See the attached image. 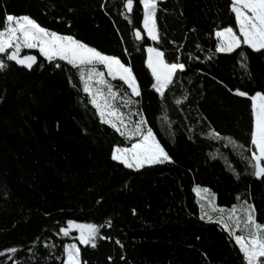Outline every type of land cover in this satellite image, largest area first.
<instances>
[{
	"label": "trees",
	"instance_id": "obj_1",
	"mask_svg": "<svg viewBox=\"0 0 264 264\" xmlns=\"http://www.w3.org/2000/svg\"><path fill=\"white\" fill-rule=\"evenodd\" d=\"M125 2L0 0V20L29 15L130 64L141 89L133 105L172 158L141 169L113 161V146L135 139L101 122L76 69L56 68L33 49L21 52L37 56L31 70L0 54V252L17 248L0 264H62L63 246L77 241L58 234L69 219L102 225L108 238L78 245L86 264H243L223 227L200 219L194 186L225 209L247 200L264 223V177L251 175L245 159L254 150L250 100L234 94L264 91V51L215 52V30L234 26L230 0H158V41L143 31L135 39L143 9L134 0L128 13ZM151 45L185 65L163 96L145 64ZM110 81L124 95L127 86Z\"/></svg>",
	"mask_w": 264,
	"mask_h": 264
},
{
	"label": "snow or ice",
	"instance_id": "obj_2",
	"mask_svg": "<svg viewBox=\"0 0 264 264\" xmlns=\"http://www.w3.org/2000/svg\"><path fill=\"white\" fill-rule=\"evenodd\" d=\"M138 4L143 6V28L135 30V37L141 39L143 31L152 41H158L156 23L158 0H138ZM133 5L134 0H126L124 6L131 13ZM101 7L103 8L104 5L102 4ZM230 12L234 14V26H221L215 30V52L233 53L242 46H247L255 52L264 51V0H230ZM23 49H38L39 55L46 61L52 62L56 68L62 67L59 62H65L76 69L82 90L87 95L88 102L95 108L101 122L110 125L123 137L135 138V142L131 143L130 147L114 146L112 148L113 161H118L129 169H141L146 165L171 162L172 158L156 138L152 128L145 127L147 122L142 114L137 113L141 115L137 121H131L130 118L126 120L125 113L117 107V99L127 107L138 103L132 97L141 94L139 83L130 64H125L115 55L105 54L73 35L58 33L43 27L29 15L7 14L0 20V54L6 56L7 60L15 61L16 64L31 70L37 63V56L21 55ZM146 51L145 64L154 80L151 87L163 96L165 89L173 83L176 71L183 70L185 65L179 62H167L165 53L158 47L149 46ZM239 56L242 61L246 59L243 51L239 53ZM178 60L179 57H177ZM6 66L5 60L0 59V70ZM106 76L123 82L127 90H130V94L126 90L124 95H119V90ZM69 82L71 83V78ZM234 94L250 100L252 116L250 144L254 146V150L251 151V157L245 159L252 168L251 175L260 179L264 177V164H262L264 161V91H256L250 95L247 91L235 89ZM129 124L133 127H129ZM213 135L219 137L220 134L214 132ZM234 147L242 146L234 145ZM193 191L196 192L198 203H200V219L213 221V213L218 215L215 222L220 224L234 240L242 256L243 264H264V223L257 221L254 205L247 200H242L240 204H233L230 209H225L215 205V193H211L209 189L198 186ZM237 199L241 198L238 196ZM101 227L102 225L95 223H82L69 219L66 226L59 228L58 234L69 237L75 229L78 232L75 239L80 245H90L95 248L98 237L108 239L100 236ZM63 247L65 259L62 264H86L81 260L80 248L76 242L65 244ZM16 251L15 247L4 250L8 253ZM4 252H0V256L4 255ZM108 259L111 260L112 257Z\"/></svg>",
	"mask_w": 264,
	"mask_h": 264
},
{
	"label": "rangeland",
	"instance_id": "obj_3",
	"mask_svg": "<svg viewBox=\"0 0 264 264\" xmlns=\"http://www.w3.org/2000/svg\"><path fill=\"white\" fill-rule=\"evenodd\" d=\"M141 6H142V5H141ZM142 9H143V6H142ZM142 28H143V20H142ZM144 33H145V32H144ZM145 36L147 37L146 33H145ZM149 39H150V38H149ZM150 40H151V39H150ZM151 46H152V45H151ZM147 47H149V46H147ZM147 47H146V49H147ZM152 47H154V46H152ZM24 50H28V49H24ZM29 50H31V49H29ZM33 50H36V51L38 52V49H33ZM38 53H39V52H38ZM146 59H147V51H146ZM98 67H99V66H98ZM101 70H103V69H101ZM106 78L109 79V80H112L110 77H107V76H106ZM153 82H154V80H153ZM158 94H159V93H158ZM116 104H117V107H119V110H120L121 112L125 113V118H126V120L130 118L131 121H137V120H139V119L141 118V115L137 114V113H140V112L135 108L134 105H133V107H132V105H128L127 107H125V106L123 105V102H122L121 100H119V99H117ZM129 114H130V115H129ZM140 114H142V112H141ZM142 116H143V118L145 119V117H144L143 114H142ZM129 127H133V125H132V124H129ZM145 127H148L147 123H146ZM127 139H128V138H127ZM132 139H135V138L133 137ZM130 140H131V139H130ZM133 142H135V140H134ZM133 142H132V143H133ZM130 146H131V145H130ZM130 146H127V147H130ZM113 147H114V146H113ZM196 187H198V186H194L193 189L196 188ZM199 187H200V186H199ZM200 188H204V187H200ZM193 192H194V191H193ZM194 194H195V196H196L197 204H198V206H199V210H200V213H201L200 203H198V197H197L196 192H194ZM214 203H215V201H214ZM215 205H216V204H215ZM209 211H210V209H209ZM213 216H214V220L218 218V215H217L216 213H213ZM72 233H73V234L75 233L76 236H78V232H77L75 229L72 230ZM72 233H71V234H72ZM233 241H234V240H233ZM75 242H76L78 245H80V244L78 243V240L75 241ZM71 243H73V242H71ZM68 244H70V243H68Z\"/></svg>",
	"mask_w": 264,
	"mask_h": 264
},
{
	"label": "water",
	"instance_id": "obj_4",
	"mask_svg": "<svg viewBox=\"0 0 264 264\" xmlns=\"http://www.w3.org/2000/svg\"><path fill=\"white\" fill-rule=\"evenodd\" d=\"M127 10V9H126ZM128 12V11H127ZM129 13V12H128ZM141 35H142V38H143V34L141 33ZM134 37H135V31H134ZM141 38V39H142ZM135 39L137 40V41H140L141 39H137L136 37H135ZM35 55L34 53H27V54H23V55ZM22 55V54H21ZM36 56V55H35ZM9 61V60H8ZM10 62H12V63H14L15 65H17L18 67H20V68H25V69H27L26 67H24V66H22V65H18V64H16L15 63V61H10ZM36 64H34L33 65V67L35 66ZM29 70V69H28Z\"/></svg>",
	"mask_w": 264,
	"mask_h": 264
}]
</instances>
